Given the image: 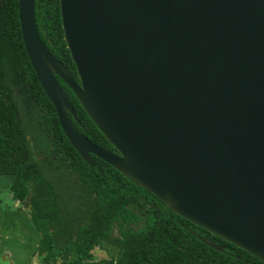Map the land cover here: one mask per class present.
I'll use <instances>...</instances> for the list:
<instances>
[{
    "label": "water",
    "instance_id": "95a60500",
    "mask_svg": "<svg viewBox=\"0 0 264 264\" xmlns=\"http://www.w3.org/2000/svg\"><path fill=\"white\" fill-rule=\"evenodd\" d=\"M58 1L79 82L42 42L35 0L18 17L79 156L264 262V0ZM56 76L118 153L77 129Z\"/></svg>",
    "mask_w": 264,
    "mask_h": 264
},
{
    "label": "trees",
    "instance_id": "16d2710c",
    "mask_svg": "<svg viewBox=\"0 0 264 264\" xmlns=\"http://www.w3.org/2000/svg\"><path fill=\"white\" fill-rule=\"evenodd\" d=\"M34 13L44 45L75 73L64 40L59 1L35 0ZM59 81L81 122L77 124L69 114L77 128L93 142L114 151L74 93ZM39 154L45 158L43 167ZM93 157L102 174L79 156L60 128L23 43L18 0H0V176L9 177L14 199L27 202L38 236L40 264H87L93 259L92 250L106 242L111 244L104 247L108 254L116 250L102 260L110 264H264L243 248L173 212L150 191ZM62 167L77 173L96 194L86 215L84 206L65 198L55 179L45 174V170Z\"/></svg>",
    "mask_w": 264,
    "mask_h": 264
},
{
    "label": "rangeland",
    "instance_id": "374dc122",
    "mask_svg": "<svg viewBox=\"0 0 264 264\" xmlns=\"http://www.w3.org/2000/svg\"><path fill=\"white\" fill-rule=\"evenodd\" d=\"M40 165L43 167V162L45 161L44 155L39 154L38 157ZM47 177L55 179L61 194L65 198L72 200V203L79 206L84 211L86 215L91 209V203L93 197L96 198V194L89 191V186L85 182H82L77 173H73L69 168L62 167L61 169L52 168L50 170H45ZM51 179V180H52ZM80 181L83 183L84 187L81 185ZM89 191V192H88ZM10 191H9V177L0 176V252L6 249L10 255L0 254V264H40L39 255H35L37 251L32 247V242L30 240L29 233L21 230V225H23V219L19 215L18 209L13 206L12 201H10ZM91 195V196H90ZM26 201L22 202L23 209L28 210ZM118 231H115V235ZM35 235V233H34ZM37 237V235H35ZM111 245L109 242L104 243V247L108 248ZM114 246V245H113ZM103 246H99L101 250L105 249ZM95 249V248H94ZM114 249H117L114 247ZM99 250V249H98ZM113 251V250H112ZM119 249L117 250V252ZM116 250L111 254H103V252H94L93 259L87 264H110L109 262H100V259L110 258L115 254ZM33 253V254H32ZM35 253V254H34ZM32 255V256H31Z\"/></svg>",
    "mask_w": 264,
    "mask_h": 264
},
{
    "label": "crops",
    "instance_id": "0c3cea01",
    "mask_svg": "<svg viewBox=\"0 0 264 264\" xmlns=\"http://www.w3.org/2000/svg\"><path fill=\"white\" fill-rule=\"evenodd\" d=\"M11 195V194H10ZM10 201H12V204H13V206H15L17 209H18V211H19V215H21V218L23 219V225L24 226H22L21 225V230H24V231H26V232H28L29 233V236H30V240H31V242H32V247H33V249H35L34 250V252L35 251H37V245H38V236L36 237L35 235H37L36 234V232L34 231V229H33V226H32V222H31V220H30V215H29V213H28V210H24L23 209V206H22V203L19 201V200H17V199H14L13 197H12V195H11V197H10ZM34 233H35V235H34ZM101 251V252H103V254H107V250H105V249H103V250H101L100 248H99V246H97V247H95V249H93L92 250V253H93V255H95L94 254V252H96V251H99V250ZM10 253L11 252H9L8 250H4V252L3 251H1L0 252V254H3V255H10ZM36 253H38V252H36ZM33 254V253H32ZM35 254V253H34ZM36 255V254H35ZM32 256V255H31ZM105 259H108V258H106L105 257ZM103 260V259H102ZM101 259H100V262H104V261H102Z\"/></svg>",
    "mask_w": 264,
    "mask_h": 264
},
{
    "label": "flooded vegetation",
    "instance_id": "af4514ba",
    "mask_svg": "<svg viewBox=\"0 0 264 264\" xmlns=\"http://www.w3.org/2000/svg\"><path fill=\"white\" fill-rule=\"evenodd\" d=\"M70 71V70H69ZM72 72V71H71ZM72 74H73V76H74V78L76 79V81L77 82H79V79H78V77H77V75H76V72L75 73H73L72 72ZM56 78H57V80H58V82L60 83V81H59V77L58 76H56ZM61 80V79H60ZM62 81V80H61ZM60 85H61V87H62V89L65 91V93H66V95H67V97H68V99H69V102H70V104H71V106H72V103H71V101H70V98H69V96H68V93H67V91H66V89L64 88V86H62V84L60 83ZM68 87V86H67ZM73 107V106H72ZM74 109V108H73ZM75 110V109H74ZM76 112V111H75ZM70 113H68V115H69ZM70 117V116H69ZM70 119H71V117H70ZM72 120V119H71ZM73 122V121H72ZM76 122V121H75ZM74 123V122H73ZM78 124V123H77ZM75 125V124H74ZM79 125H81V122L79 123ZM76 126V125H75ZM77 127V126H76ZM82 127V126H81ZM78 129V128H77ZM79 130V129H78ZM80 131V130H79ZM81 132V131H80ZM82 133V132H81ZM83 134V133H82ZM105 148H107V147H105ZM108 149H110V148H108ZM111 150V149H110ZM113 151V150H112ZM114 152H116V153H118L116 150H114ZM80 183H81V185L83 186V183L80 181ZM84 187V186H83Z\"/></svg>",
    "mask_w": 264,
    "mask_h": 264
}]
</instances>
